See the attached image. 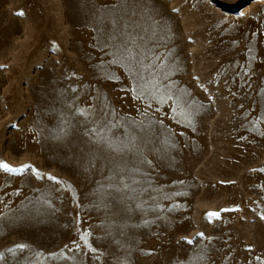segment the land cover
<instances>
[{
    "label": "rangeland",
    "instance_id": "374dc122",
    "mask_svg": "<svg viewBox=\"0 0 264 264\" xmlns=\"http://www.w3.org/2000/svg\"><path fill=\"white\" fill-rule=\"evenodd\" d=\"M0 161V264H261L264 0H0Z\"/></svg>",
    "mask_w": 264,
    "mask_h": 264
},
{
    "label": "snow or ice",
    "instance_id": "6c2138e0",
    "mask_svg": "<svg viewBox=\"0 0 264 264\" xmlns=\"http://www.w3.org/2000/svg\"><path fill=\"white\" fill-rule=\"evenodd\" d=\"M115 6H117V5H114V7ZM18 14L19 15H23L22 12H20ZM249 51H251V49H249ZM169 99H171L170 96H169ZM79 111L81 112L82 115H85V116L88 115V112L86 110L81 109ZM190 122L191 121L189 120V123ZM93 123L96 126L90 128L88 130L87 134L89 135V138L91 140H93V142L95 144H97L98 146H102L107 151L112 152V153H114L116 155H122L125 150L135 148V141L132 138H128L125 141H119V140L114 139L112 136H110L108 134L110 132V126L106 122H103V121L96 122L94 120ZM112 126H114V125H112ZM65 131H66L65 129L61 128L59 130V135H58L57 138H60V136L65 134ZM89 164L94 166L92 164V160L91 159L89 161ZM30 168L32 169L33 173H35L37 171L36 169L32 168L31 165H23V166H21L19 168H16V167L10 166L6 162L0 161V171L7 172L9 174L19 175V174L24 173L27 169H30ZM37 178H40V177L38 176ZM48 178L50 180H53V181L57 182V183H62L56 177L49 176ZM109 187L113 188V190H115V191H123V190L129 189L131 186L129 184L125 183L123 177H121L120 185H116V186L110 185ZM208 216L209 217H218L219 213L210 212V213H208ZM261 219H264V214H261ZM90 235L91 234L89 232H87V231L84 232L81 235V240L84 241L85 246H87L88 249L91 252L96 253L97 249L91 247V245L89 244L88 238H89ZM199 235L202 236L203 233H200ZM188 243H192V241H188ZM26 247H27V245H24V244L16 245V248H18V249H24ZM76 248L78 250L80 248V245L77 244ZM9 251H13V249H10ZM69 251H72V249H69ZM57 255H60V254H57ZM3 258H4L3 253H0V260H2ZM256 259H257V261H261V264H264V258L258 256V257H256Z\"/></svg>",
    "mask_w": 264,
    "mask_h": 264
}]
</instances>
